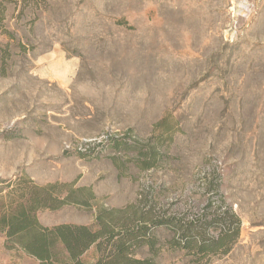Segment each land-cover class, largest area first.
Instances as JSON below:
<instances>
[{
    "label": "rangeland",
    "instance_id": "rangeland-1",
    "mask_svg": "<svg viewBox=\"0 0 264 264\" xmlns=\"http://www.w3.org/2000/svg\"><path fill=\"white\" fill-rule=\"evenodd\" d=\"M163 119L175 132L151 170L135 153L85 152L109 136L145 143ZM21 175L75 182L106 208L152 190L180 213L217 193L241 225L207 264H264V0H0V180ZM93 214L37 219L90 225ZM0 264L36 263L0 235Z\"/></svg>",
    "mask_w": 264,
    "mask_h": 264
},
{
    "label": "trees",
    "instance_id": "trees-1",
    "mask_svg": "<svg viewBox=\"0 0 264 264\" xmlns=\"http://www.w3.org/2000/svg\"><path fill=\"white\" fill-rule=\"evenodd\" d=\"M160 134L145 143L109 136L105 143L117 153H135L142 171L158 166L163 153L159 146L172 141L174 127L164 119L154 125ZM166 135V137H164ZM133 160V159H132ZM152 190L140 194L122 208L95 204L89 188L71 183L37 185L26 176L0 180V235L5 250L36 264H157L163 252L188 257L187 264H207L212 257L227 254L239 237L240 220L212 193L203 205L189 206L180 213L158 207ZM65 206L94 210L90 225L59 224L43 226L37 219L41 211ZM158 230L169 234L159 238Z\"/></svg>",
    "mask_w": 264,
    "mask_h": 264
}]
</instances>
